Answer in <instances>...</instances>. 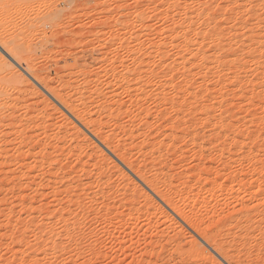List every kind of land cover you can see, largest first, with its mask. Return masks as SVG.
Listing matches in <instances>:
<instances>
[{"label": "rangeland", "instance_id": "rangeland-1", "mask_svg": "<svg viewBox=\"0 0 264 264\" xmlns=\"http://www.w3.org/2000/svg\"><path fill=\"white\" fill-rule=\"evenodd\" d=\"M35 2L0 0V264H264V0Z\"/></svg>", "mask_w": 264, "mask_h": 264}, {"label": "snow or ice", "instance_id": "snow-or-ice-1", "mask_svg": "<svg viewBox=\"0 0 264 264\" xmlns=\"http://www.w3.org/2000/svg\"><path fill=\"white\" fill-rule=\"evenodd\" d=\"M44 2H45V0H36V2L32 6H43ZM4 4L7 7L8 6V0H4ZM228 6H230V5H225V7H228ZM238 7H242V6H238ZM0 47H2V46H0ZM26 264H27V262H26Z\"/></svg>", "mask_w": 264, "mask_h": 264}, {"label": "bare ground", "instance_id": "bare-ground-1", "mask_svg": "<svg viewBox=\"0 0 264 264\" xmlns=\"http://www.w3.org/2000/svg\"><path fill=\"white\" fill-rule=\"evenodd\" d=\"M0 49L2 50V47H0ZM4 51V50H3ZM8 56V55H7ZM10 56V55H9ZM8 58V57H7ZM24 67V66H23Z\"/></svg>", "mask_w": 264, "mask_h": 264}]
</instances>
